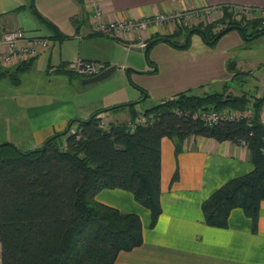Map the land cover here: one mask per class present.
<instances>
[{"label": "trees", "instance_id": "obj_1", "mask_svg": "<svg viewBox=\"0 0 264 264\" xmlns=\"http://www.w3.org/2000/svg\"><path fill=\"white\" fill-rule=\"evenodd\" d=\"M26 1L36 21L51 33L50 39L65 38L36 10L34 0ZM237 7L241 6H216L221 12L218 20L191 26L177 23L173 32L147 42L159 39L187 48L190 36L198 33L194 31L184 42L193 29L202 31L199 34L209 46L233 29L246 40L263 34L264 17L259 14L264 9L248 7L255 14L248 18ZM32 61L22 62L13 72L0 65V77L10 76L17 81L18 74L28 70ZM65 65L54 71L75 77ZM139 102L94 112L86 120H71L64 131L46 140L44 150H40L44 143L25 151L12 143L0 145V264H114L120 252L139 247V216L102 204L95 196L104 189L129 192L149 211L153 227L161 214L160 144L164 137L174 140L176 155L182 141L190 136L248 147L252 170L214 190L202 202L201 211L206 225L224 229L230 212L239 208L250 220L251 231H257L259 208L264 201V126L259 121L263 97L245 92L232 94L225 84L222 92L197 94L187 89L136 111L134 106ZM126 106L131 109V123H109L107 129L100 126L102 112ZM248 108L252 110L249 116L213 125L194 117L204 111L242 113ZM130 124H134L133 130ZM74 125L75 130L70 132Z\"/></svg>", "mask_w": 264, "mask_h": 264}, {"label": "crops", "instance_id": "obj_2", "mask_svg": "<svg viewBox=\"0 0 264 264\" xmlns=\"http://www.w3.org/2000/svg\"><path fill=\"white\" fill-rule=\"evenodd\" d=\"M88 1L34 0L36 10L65 37L50 39L51 33L41 26L26 8V0H0V32L21 29L28 38H47L50 42L49 47L31 58L33 61L30 67L38 57L46 56L47 74L51 75L58 73L57 70L54 71L56 67L58 68L75 58L100 61L111 66L112 53L115 48L126 52L130 46L140 47L152 37L160 38L162 35L173 32L177 25L175 20L168 21L157 27H148L142 33V39H134L131 34L127 33L121 38L115 37L119 40L117 41L113 36L95 34L91 31L89 23L91 11ZM99 1L103 8L102 17L106 22L144 20L157 14L174 17L188 11L194 12L204 7H216L222 4L264 9V0ZM19 7L22 8L17 10ZM207 17L206 19L203 17V20L210 22L211 20ZM203 20L201 21L203 22ZM187 23L192 24L191 21L184 22V24ZM68 39L79 47L78 52L71 55V59L62 48V42ZM54 42L61 44L58 55L53 53ZM195 42H199L196 37ZM216 46L213 53L219 52L217 57L220 60L217 64H211L213 69L208 64L193 60L188 56L191 54L188 50L182 52L184 58L181 57L176 62L170 61V59L166 62L163 59L167 65V71L161 74L158 72V66L153 68L157 52L164 51L173 54L174 52H170V49L165 45L153 44L149 48L152 61L148 60L150 65L152 64L151 69L156 72V75L148 77V81H152V85L148 86V84L140 82L137 84L136 80L140 76L135 74L137 72L131 73L129 70L130 80L138 87L146 88L149 95L153 88L155 91L162 92V96H165V92L168 93L167 95H174L196 86L203 87L205 82L212 80L214 82L228 80L230 75L216 78L211 73L217 69L219 63H224L228 57H234L235 50L244 51L245 47L240 41L238 32L232 30L219 38ZM251 64L252 61L240 59L238 63L235 62L234 68H237L240 74L250 73V70L245 67H250ZM16 66L17 64L11 65L13 71ZM259 68L264 70V60L260 62ZM20 74H18L17 81L9 76L13 80V84H20ZM260 79L264 80V73L259 78V82ZM120 96L121 98L114 100L115 102L110 106H97L99 108L95 112L137 101V98H130L126 94ZM251 96L264 99V88ZM63 104V101L54 100L45 105L23 106L24 112L22 116L20 115V120L23 121L24 126L22 127L27 130L26 135L30 138L31 148L28 150L39 148L47 138L64 131L65 125L71 117L83 120L78 117L79 106H76V103L74 106L72 104V107L65 113H60ZM139 106V104L135 105L134 109L140 111ZM126 107L128 108L113 112H102L100 117L106 124L128 123L131 120V109L129 106ZM56 111H59L58 116L51 118V114ZM110 113L113 114L111 120L109 119ZM102 116L109 118L107 120ZM2 142H9L16 146L13 140H9L7 137ZM160 149L161 214L153 227H150L149 211L136 203L129 192L119 189H104L95 196V199L102 204L114 207L121 212L137 214L142 224V244L131 251L120 252L114 264H264V201L260 204L255 233L251 231L250 220L239 208L230 212L228 226L224 229L206 225L201 211L202 202L214 190L227 180L252 170L248 147L242 143L217 142L210 138L190 136L182 141L181 151L177 155L174 140L167 137L162 138ZM174 174L177 175L176 179H173Z\"/></svg>", "mask_w": 264, "mask_h": 264}, {"label": "rangeland", "instance_id": "obj_3", "mask_svg": "<svg viewBox=\"0 0 264 264\" xmlns=\"http://www.w3.org/2000/svg\"><path fill=\"white\" fill-rule=\"evenodd\" d=\"M246 15L248 18H252L255 14L252 15V13H247ZM259 15L260 17H264V13ZM203 17L204 19L207 17V19L211 20L210 22H213L221 17V12L218 11L209 12L208 14L204 13L203 15H193L186 21L181 19L178 24L183 25L184 22L191 21V25H194L197 24V22L199 23V21L202 22L201 20H203ZM203 22H206V20H203ZM188 25L191 26L190 24ZM232 31L238 32L240 41L245 49L244 51L235 50L236 53L234 54V57H228L224 60V63H219L217 69L213 71L214 74L211 73V68L213 69L211 64H217L220 60V58L217 57L219 52L213 53L217 47V43L214 46L207 45L199 33H193L190 36L191 38L187 48L174 47L166 41L156 42L154 45H165L170 49V52H174V54L158 51L156 61H153V68L158 66V72L164 74L167 71V65L163 59H165L166 62L169 59L170 61L176 62L183 57V54H181L182 52L189 50L191 54L188 56L193 60H198L211 67L210 73L213 77L221 78L224 75H230L228 80L224 79L219 82H214L212 80L207 83L205 82L203 87L196 86L192 89L193 93L202 94L203 92H222L223 86L227 84L229 91L232 94L245 92L248 95H255L258 91H261V89L264 88V80L260 79L259 82V78L264 73V70L259 68L260 62L264 60V33L246 40L239 30L233 29ZM195 37L199 42H195ZM54 43L55 45H53L52 48L54 49L53 53L58 55L61 44L59 42ZM62 43V48L65 51L64 53H66L68 58L71 59V55L74 54V52H78V45L69 39ZM132 48L133 46H130L126 52L119 48L114 49L111 65H115L116 70L107 79L98 83L82 84L81 81L86 77L80 75L70 77L69 75L62 73L47 74L46 56L38 57L27 71L19 75V85L13 84V80L9 76L0 77V144H2V140L7 137L9 140H13L16 146L21 150L25 151L31 148L30 138L26 135L27 130L22 127L24 126L22 124L23 121L20 120V115L22 116L24 112L22 110L23 106L35 104L45 105L51 101L60 100L64 102L61 106L60 113H65L72 107V104L74 106L76 103V106H79V111L77 110L78 117L86 120L98 110L99 107L97 106H110L115 102L114 100L121 98V94L124 96L126 94L130 98H137L136 100L140 101L138 104L140 105L139 107L141 110L174 96L175 94L167 95V92H165V96H162V92L159 90L155 91L153 88L151 89V95H149L146 88L138 87L136 83L133 84L131 82L129 74L126 73L127 69L130 70L131 73L137 72L135 74L140 76V78L136 80L137 84L140 82L151 86L152 81H148V77L149 75H156L155 70H152L150 67L152 64L150 65L148 62V60L152 61L149 50L147 54H144L143 52L135 51ZM239 52L240 54H237ZM240 59L252 61L250 67L245 65V68L250 70V73L247 72L245 74H240L238 73L239 71L237 68H230L231 63L235 65V62L238 63ZM77 60L78 59L76 58L71 59L72 62ZM19 64H17V66ZM1 66L6 68L9 72H13V67L5 65ZM127 108L128 107H122L121 109ZM58 114L59 111H56L51 114V118L57 117ZM109 116L110 118H108L111 120L113 114L110 113ZM105 117L106 116H102V118ZM108 118L106 117L107 120ZM73 119H75V117H71L68 120L65 128ZM74 130L75 125L71 127L70 132H73ZM59 141L63 142L64 138L59 137ZM41 146L42 145H40V147Z\"/></svg>", "mask_w": 264, "mask_h": 264}, {"label": "built area", "instance_id": "obj_4", "mask_svg": "<svg viewBox=\"0 0 264 264\" xmlns=\"http://www.w3.org/2000/svg\"><path fill=\"white\" fill-rule=\"evenodd\" d=\"M89 8L91 11L89 23L91 31L94 33L105 34L116 38H121L125 34H131L134 39H142V33L150 26H160L168 21L175 20L179 23L180 20H188L193 15H203L209 12H218L215 7H204L203 9L196 11H188L178 16H166L163 14H157L144 20H124V21H110L103 20V8L99 0H89ZM240 13L246 15L251 13L250 9L245 6L237 7L236 9ZM183 21V22H184ZM264 24V22H263ZM50 42L47 38L35 37L28 38L24 31L21 29H14L0 32V64L5 66H11L13 64H19L26 60H29L39 53L45 51L49 47ZM144 45V44H143ZM141 45V46H143ZM106 64L100 61H90L78 59L77 61H71L66 63L65 70L83 77H93L104 69ZM252 114V110L248 108L245 112H233L229 110L223 111H204L198 115H194L195 118H199L207 125H213L220 121H234L239 120L245 116ZM142 119H138V122H142ZM260 123L264 126V110L260 115ZM100 126L107 129V124L101 119ZM131 130L134 129V124H130ZM244 144V143H242Z\"/></svg>", "mask_w": 264, "mask_h": 264}, {"label": "water", "instance_id": "obj_5", "mask_svg": "<svg viewBox=\"0 0 264 264\" xmlns=\"http://www.w3.org/2000/svg\"><path fill=\"white\" fill-rule=\"evenodd\" d=\"M198 32V33H202V31L200 29H193V30H190L186 37H185V40L184 42H186L187 38L189 35H191L193 32ZM159 39H153L149 42H147L146 44H144L143 46H140V47H133L132 49L135 50V51H138V52H143L144 54L147 53V51L149 50V48L155 44ZM234 67V64L231 63L230 64V68H233ZM116 70V66L115 65H111L109 67H107L106 69H104L102 72H100L99 74L93 76V77H88V78H84L81 83L82 84H92V83H98V82H101L105 79H107L110 75H112L114 73V71ZM129 70L127 69L126 70V73L128 74ZM146 97V95H145ZM133 103H128V105H132ZM2 144H7L6 143H2ZM0 144V145H2ZM47 144V141L44 142V145L43 147L40 149V150H44L45 149V146Z\"/></svg>", "mask_w": 264, "mask_h": 264}]
</instances>
